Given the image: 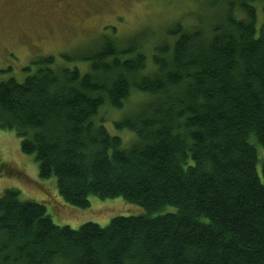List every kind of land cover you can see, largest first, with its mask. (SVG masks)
Returning <instances> with one entry per match:
<instances>
[{"label": "trees", "instance_id": "16d2710c", "mask_svg": "<svg viewBox=\"0 0 264 264\" xmlns=\"http://www.w3.org/2000/svg\"><path fill=\"white\" fill-rule=\"evenodd\" d=\"M212 3V19L155 41L103 34L78 58L86 69L49 55L0 81V126L66 202L144 209L72 228L5 189L0 264H264V0ZM104 107L124 111L128 142Z\"/></svg>", "mask_w": 264, "mask_h": 264}, {"label": "rangeland", "instance_id": "374dc122", "mask_svg": "<svg viewBox=\"0 0 264 264\" xmlns=\"http://www.w3.org/2000/svg\"><path fill=\"white\" fill-rule=\"evenodd\" d=\"M27 1L32 2V7L50 3V0H0V81L9 78L24 81L36 70L35 62L49 55L64 64H80L82 69H86V62L78 58L97 48L103 34L129 38L146 33L144 38L152 36L150 40L155 41L178 20L197 24L209 21L215 15L213 0H69L75 2L76 10L71 21L61 20L59 15L51 12L44 13L37 22V33L15 41L10 35L17 32H11L9 27L15 22L16 28L22 21L24 24L29 21L30 25L31 20L25 14L14 17L8 10L14 8L20 13ZM257 4V27L260 28L264 13ZM64 54L72 59H64ZM27 66L31 70H27ZM136 98L133 96L132 100ZM123 114L124 111L109 107L100 111L108 130L112 134H120L128 142L131 133L117 131L114 126ZM259 154L263 156L262 149ZM8 188L18 189L23 199L44 203L57 225L72 228L86 222L106 226L114 216L144 212L140 205L122 196L100 198L92 195L88 208L69 204L59 193L55 178L39 177L37 162L32 155L22 152L21 139L16 132L0 126V192Z\"/></svg>", "mask_w": 264, "mask_h": 264}, {"label": "flooded vegetation", "instance_id": "af4514ba", "mask_svg": "<svg viewBox=\"0 0 264 264\" xmlns=\"http://www.w3.org/2000/svg\"><path fill=\"white\" fill-rule=\"evenodd\" d=\"M26 4V5H25ZM24 8L18 12V10L15 12V9L12 8L11 11L13 16H19L25 14L26 17L30 18L31 23L29 25V21L24 24L23 21L21 24H18L15 28V22L9 27L11 32H17V34L12 33L10 37L13 39L15 38V41H21L23 37H32V33H37V22L40 19V17L44 13H53L56 15H59V18L62 19H69L72 20V16L76 13V10H74L75 2H69V0H50V3H40L37 7H32V2L27 1L25 3ZM14 9V10H13ZM19 14V15H18Z\"/></svg>", "mask_w": 264, "mask_h": 264}]
</instances>
